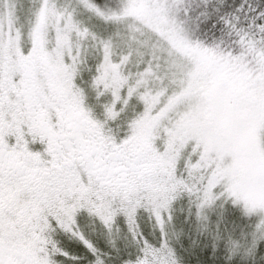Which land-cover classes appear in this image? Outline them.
Wrapping results in <instances>:
<instances>
[{
  "label": "snow or ice",
  "instance_id": "1",
  "mask_svg": "<svg viewBox=\"0 0 264 264\" xmlns=\"http://www.w3.org/2000/svg\"><path fill=\"white\" fill-rule=\"evenodd\" d=\"M28 12L25 46L0 6V264H186L180 201L216 213L202 264L264 259V0Z\"/></svg>",
  "mask_w": 264,
  "mask_h": 264
},
{
  "label": "rangeland",
  "instance_id": "2",
  "mask_svg": "<svg viewBox=\"0 0 264 264\" xmlns=\"http://www.w3.org/2000/svg\"><path fill=\"white\" fill-rule=\"evenodd\" d=\"M3 0H0V6H2ZM100 3H104L105 0H99ZM107 2L111 3L114 0H107ZM10 3L15 5V13L14 15L18 17L16 21L17 27L21 28V30L25 33L23 38V42L25 46H27V29H28V18H29V4L30 0H10ZM138 39H147L145 36L138 37ZM84 77L85 81L87 80V67L84 68ZM194 208L192 210V214L189 213L187 201H180L175 206L174 212V225L177 230L183 229V236L181 237L180 244L191 250V255L186 260V264H202V256L205 249H208L207 260L213 261L215 257H213L211 253V234L215 230L217 224L216 213H210V220L207 222L209 224V230L205 231L200 228L199 221L196 219L194 215ZM140 227L144 231L145 235H148L151 238V224L148 221L147 216H142L139 219ZM227 226L229 229L235 228L237 232H239V228L231 221L220 224V228L223 229ZM99 226H97L98 228ZM122 229L126 232V226L121 224ZM123 235V233L121 234ZM158 235V233H157ZM62 245L68 248V250L75 251V244L72 241H68L66 237L62 234H57L55 236ZM261 248H264V243L261 244ZM256 264H264V259H261V253H257Z\"/></svg>",
  "mask_w": 264,
  "mask_h": 264
},
{
  "label": "trees",
  "instance_id": "3",
  "mask_svg": "<svg viewBox=\"0 0 264 264\" xmlns=\"http://www.w3.org/2000/svg\"><path fill=\"white\" fill-rule=\"evenodd\" d=\"M225 3L227 6H229V9H234L237 5L242 3V0H225ZM195 7V5H193ZM196 11H199V9H196ZM195 264V263H194Z\"/></svg>",
  "mask_w": 264,
  "mask_h": 264
},
{
  "label": "flooded vegetation",
  "instance_id": "4",
  "mask_svg": "<svg viewBox=\"0 0 264 264\" xmlns=\"http://www.w3.org/2000/svg\"><path fill=\"white\" fill-rule=\"evenodd\" d=\"M57 239V238H56ZM58 240V239H57ZM62 245V244H61ZM62 246H64V245H62ZM66 264H72V262L69 260V261H67L66 262Z\"/></svg>",
  "mask_w": 264,
  "mask_h": 264
}]
</instances>
